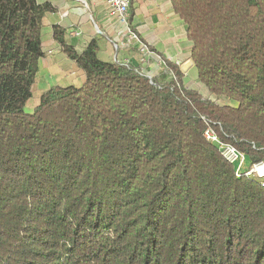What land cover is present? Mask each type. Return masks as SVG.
<instances>
[{
	"label": "trees",
	"instance_id": "16d2710c",
	"mask_svg": "<svg viewBox=\"0 0 264 264\" xmlns=\"http://www.w3.org/2000/svg\"><path fill=\"white\" fill-rule=\"evenodd\" d=\"M207 94L56 39L85 73L29 113L38 0H0V264H264V0H173Z\"/></svg>",
	"mask_w": 264,
	"mask_h": 264
},
{
	"label": "crops",
	"instance_id": "0c3cea01",
	"mask_svg": "<svg viewBox=\"0 0 264 264\" xmlns=\"http://www.w3.org/2000/svg\"><path fill=\"white\" fill-rule=\"evenodd\" d=\"M173 0H133L129 24L149 50V56L139 51L138 44L125 47L126 28L114 18L102 0H38L51 10L45 13L42 24L44 57L32 88V113L41 97L54 86L77 88L86 82L85 73L76 61L68 58L56 39L61 33L65 43L82 53L93 41L99 46V59L114 63L130 62L148 75L161 76L166 63L175 65L183 75L186 88L207 94L198 80L193 58L192 42L187 37V26L173 10ZM164 74V73H163ZM205 90V91H204Z\"/></svg>",
	"mask_w": 264,
	"mask_h": 264
},
{
	"label": "built area",
	"instance_id": "2783aa9c",
	"mask_svg": "<svg viewBox=\"0 0 264 264\" xmlns=\"http://www.w3.org/2000/svg\"><path fill=\"white\" fill-rule=\"evenodd\" d=\"M112 12L114 18L118 19V21L124 25L126 28V41L123 42L125 47H133L134 44H138L139 51L143 53L145 56H149L150 50L148 46L143 43L139 37V35L130 27L129 17H130V9L133 0H102ZM117 62H121L120 60H116ZM129 64L130 62H123ZM150 75V74H149ZM153 77V75H150ZM204 137L206 140L213 144L217 145L219 148V152L222 154L223 158L234 168H236V175L238 177L241 176H252L260 181H264V161L254 162L249 164L246 156L239 152L234 146L226 144L221 140L218 136L214 128L206 123V129L204 131Z\"/></svg>",
	"mask_w": 264,
	"mask_h": 264
},
{
	"label": "rangeland",
	"instance_id": "374dc122",
	"mask_svg": "<svg viewBox=\"0 0 264 264\" xmlns=\"http://www.w3.org/2000/svg\"><path fill=\"white\" fill-rule=\"evenodd\" d=\"M205 91V90H204ZM33 101H29L28 103H27V108H29L30 109V107H32V105H33Z\"/></svg>",
	"mask_w": 264,
	"mask_h": 264
}]
</instances>
